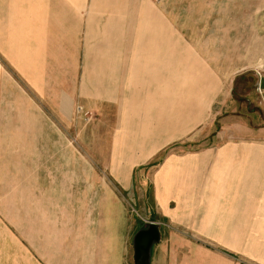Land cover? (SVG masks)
<instances>
[{"label":"crops","instance_id":"crops-1","mask_svg":"<svg viewBox=\"0 0 264 264\" xmlns=\"http://www.w3.org/2000/svg\"><path fill=\"white\" fill-rule=\"evenodd\" d=\"M49 1L0 0L1 52L33 97L1 119L0 264H51V232L73 205L66 167L85 161L77 105L97 131L91 163L108 172L93 181L118 188L100 206L123 215L133 264L150 224L160 232L150 264H264V12L210 17L198 35L139 17V28L112 30L104 52L83 45L81 15L52 17ZM90 29L99 40V22ZM26 58L36 80L19 71Z\"/></svg>","mask_w":264,"mask_h":264},{"label":"rangeland","instance_id":"rangeland-1","mask_svg":"<svg viewBox=\"0 0 264 264\" xmlns=\"http://www.w3.org/2000/svg\"><path fill=\"white\" fill-rule=\"evenodd\" d=\"M48 4L51 7L52 17L56 15L75 17V11L81 15L85 27L83 45L87 47L98 42L104 52L107 51L106 47L109 45L110 32L114 30L118 36V31L139 28L141 25L139 17H152L155 21L156 17H169V19L172 17L176 20L175 28L185 32L195 30L198 35L204 29H211L216 25V22L209 21L210 17L213 19L223 17L226 14L234 17V15L242 12L248 16L257 11H260L261 14L264 12V0H50ZM93 21L94 24L95 21L99 22V40L91 37L94 34L90 29ZM155 21L150 22L148 28H151L150 25L152 24L155 25ZM163 23L164 29L172 28L166 19ZM6 40L0 37V41L5 42ZM9 41L11 40L8 39L7 42ZM17 49L25 50V56L28 57L27 42H22L21 39ZM1 51L0 48V125L2 124V115L7 113V109L20 107L24 111H28L31 107V99H33L30 91L23 86H18V83H23L25 79L17 70L12 68V60L7 58L8 54ZM44 56L49 58L52 54L46 53ZM20 63L19 71L21 72V69L25 68L28 80H36L35 74L38 71H35L33 60L28 62L26 58ZM46 64L54 65L50 61L44 62V65ZM50 73L52 77L56 76L54 70H51ZM47 77L43 74L38 78V81L47 82ZM245 77L252 82V76L247 74ZM12 85L16 92L11 87ZM75 111L79 117L82 115L84 117L85 161L82 167L75 168L72 165L66 167L68 196L73 205L68 207L66 223H61L59 229L53 227L51 232V264H133L134 253L131 256L132 247L129 246L130 244L133 245V240L132 237H128L127 224L121 220L123 215L118 213L108 216L100 206L106 191L110 188L111 190L118 188L112 181L107 183L93 181V174L107 177L108 173L106 166H93L91 163L92 157L97 154V150L91 149L93 146L92 138L97 135V131H93V127L90 125L92 118L85 113L82 106L77 105ZM27 120L32 119H24L25 124ZM5 136L3 135L0 144L5 140ZM67 138L69 142H74L75 134L71 132ZM99 152L102 153L104 150H99ZM68 153L67 157L70 159V151ZM20 160L21 163H25L28 170L27 159L23 157ZM69 163H71L70 160ZM17 168L21 169L22 166ZM56 169L59 170L60 168L57 167ZM64 170L65 166L62 167L61 172ZM81 172L84 177L83 182L79 180ZM97 200L100 202L99 205H97ZM54 217L58 220L57 215ZM61 217L63 218L64 215ZM40 248L42 249L43 246H40L37 240V249ZM46 249H48L47 246ZM46 256L49 255L46 254ZM47 261L49 262V259Z\"/></svg>","mask_w":264,"mask_h":264},{"label":"water","instance_id":"water-1","mask_svg":"<svg viewBox=\"0 0 264 264\" xmlns=\"http://www.w3.org/2000/svg\"><path fill=\"white\" fill-rule=\"evenodd\" d=\"M160 241L158 226L150 224L148 229L139 231L134 237L135 264H150V252Z\"/></svg>","mask_w":264,"mask_h":264}]
</instances>
